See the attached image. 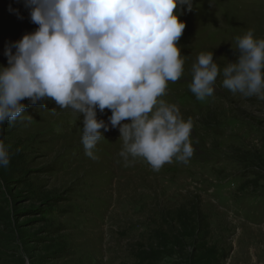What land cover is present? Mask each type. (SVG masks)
I'll return each instance as SVG.
<instances>
[{
	"label": "rangeland",
	"instance_id": "rangeland-1",
	"mask_svg": "<svg viewBox=\"0 0 264 264\" xmlns=\"http://www.w3.org/2000/svg\"><path fill=\"white\" fill-rule=\"evenodd\" d=\"M178 19L184 73L159 99L193 118V156L159 170L125 160L111 110L97 109L109 129L90 158L82 115L25 98L24 113L0 125L10 154L0 264H264V100L231 92L222 75L204 100L189 88L201 52L222 70L238 58L235 36L264 38V0H193ZM36 28L24 0H0V65L6 43Z\"/></svg>",
	"mask_w": 264,
	"mask_h": 264
},
{
	"label": "clouds",
	"instance_id": "clouds-1",
	"mask_svg": "<svg viewBox=\"0 0 264 264\" xmlns=\"http://www.w3.org/2000/svg\"><path fill=\"white\" fill-rule=\"evenodd\" d=\"M24 6L37 28L5 45L0 125L24 113L25 98L32 104L50 98L82 115L81 142L95 158L101 129H109L97 109L107 108L125 160L142 157L155 170L173 158L187 163L195 151L193 118L159 98L184 73L178 41L185 23L178 16L193 11V0H24ZM234 39L238 58L222 70L212 51L192 64L189 88L198 100L213 96L221 75L231 92L264 100V38L249 29ZM9 163L0 139V167Z\"/></svg>",
	"mask_w": 264,
	"mask_h": 264
},
{
	"label": "bare ground",
	"instance_id": "bare-ground-1",
	"mask_svg": "<svg viewBox=\"0 0 264 264\" xmlns=\"http://www.w3.org/2000/svg\"><path fill=\"white\" fill-rule=\"evenodd\" d=\"M107 109V108H106Z\"/></svg>",
	"mask_w": 264,
	"mask_h": 264
}]
</instances>
